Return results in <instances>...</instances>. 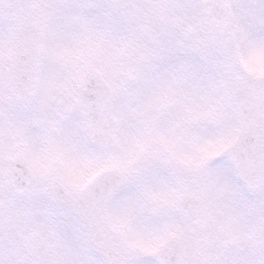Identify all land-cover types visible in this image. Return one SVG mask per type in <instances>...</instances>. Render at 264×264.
I'll return each instance as SVG.
<instances>
[{
	"label": "rangeland",
	"instance_id": "374dc122",
	"mask_svg": "<svg viewBox=\"0 0 264 264\" xmlns=\"http://www.w3.org/2000/svg\"><path fill=\"white\" fill-rule=\"evenodd\" d=\"M207 2L21 0L11 8L0 9L2 72L7 66L3 59H8L22 26L31 23L38 27L42 23L39 28L45 38L35 103L19 105L0 98V128L11 124L8 128H15L22 136L8 151L0 144L6 153L4 159L21 157L37 176L36 186L25 198L15 199L0 166V264H101L73 212L65 210L61 223L55 222L54 215L60 211L53 205L49 181L59 174L67 186H80L91 173L112 161L129 174L127 187L113 203L111 221L122 226L125 245L136 258L132 264H157L154 250L183 225L174 204L186 196L208 197L205 264H264V182L250 192L238 180L229 159L212 160V154L237 133L239 116L233 94L238 81L264 75V0H231V24L224 35L211 25ZM164 23L181 25L183 33L168 34ZM171 38L185 54L176 52V47L165 54ZM141 44L148 47L145 69L164 68V59L168 69L156 70L153 84L132 86L126 79ZM162 47L164 53H157ZM189 55L200 60H185L184 56L191 58ZM225 59L233 63L227 67ZM191 62L195 63V74L203 79L196 94L201 99L180 109L177 116H170L169 108L148 106L154 91L167 92L170 100L179 92L181 76L175 67L184 63L188 72ZM215 68L226 76L230 70L232 78L221 83L226 94L232 81L228 102L216 99L209 91V80L203 78L210 76L212 80ZM89 71L101 72L118 99L120 149L107 161L91 150L76 110L60 123L43 106L57 92L71 96L78 79ZM4 80L1 76L0 81ZM137 98L146 102L138 105ZM190 121L199 128L195 143L182 138ZM0 130L3 144L4 131ZM147 150L169 152L185 165V176L177 183L161 168L140 171L138 162ZM29 232L37 233L40 239V254L34 257L28 255L24 241ZM247 246H252L251 250Z\"/></svg>",
	"mask_w": 264,
	"mask_h": 264
},
{
	"label": "water",
	"instance_id": "95a60500",
	"mask_svg": "<svg viewBox=\"0 0 264 264\" xmlns=\"http://www.w3.org/2000/svg\"><path fill=\"white\" fill-rule=\"evenodd\" d=\"M16 0H0L8 5ZM209 18L212 24L221 32H225L229 25V0H209ZM41 59V36L31 26L22 29L18 38L12 59L10 85L14 97L18 101L31 100L36 91ZM137 62L132 68L131 77L137 76ZM95 77L85 76L79 84V100L82 111L88 104L101 110L102 101L97 99L94 91L88 86L90 80L95 83ZM91 82V84H92ZM235 104L241 114V126L238 138L219 157L231 155L239 178L250 188L258 187L264 177V78L252 79L244 90L235 97ZM109 124H102V130L92 128V139L100 147H111L115 144V132L109 131ZM99 133L105 134L107 139H98ZM17 164V163H16ZM12 165L10 170L11 185L15 193L27 191L31 183L30 175L22 166ZM162 164L176 174L180 173L179 166L165 155L147 153L141 160V165L147 170ZM92 188L97 187L99 194L88 187L72 195H66L59 185L53 184L52 191L58 202L69 201L85 221L89 236L98 252L108 259L109 264H126V253L121 249V239L114 234L100 235L99 225L107 227L106 210L111 197L124 183V178L118 174L103 172L93 181ZM179 210L185 218V226L173 240L167 241L155 253L159 264H203V226L206 215L205 201L186 200L180 203ZM99 221V223H97ZM30 241V239H29Z\"/></svg>",
	"mask_w": 264,
	"mask_h": 264
}]
</instances>
